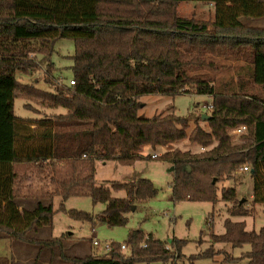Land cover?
Masks as SVG:
<instances>
[{"label":"trees","instance_id":"16d2710c","mask_svg":"<svg viewBox=\"0 0 264 264\" xmlns=\"http://www.w3.org/2000/svg\"><path fill=\"white\" fill-rule=\"evenodd\" d=\"M183 2L211 6L214 19L178 16ZM263 17L264 0H0V235L60 249L69 264L171 262L166 243L138 230L129 233L128 254L111 243L104 256L94 252L84 258L65 256L63 238L32 236L51 227L55 213L66 211L64 203L71 197L88 196L94 204H105L98 215L69 210L71 218L125 226L132 208L156 195L153 183L143 178L97 187L96 163L132 164L146 147L167 148L158 158L174 167L176 201L215 204L218 184L248 167L254 183L252 204L264 205V95L219 91L202 73L217 70L221 59L243 61L251 83L264 88V28L243 21ZM62 39L75 43L72 86L56 84L51 74V58ZM39 59L51 75L45 83L52 91L20 81L39 68ZM146 94L209 95L213 102L205 114L208 119L195 117L190 129L191 119L175 112L140 117L139 98ZM19 98L28 102V109L36 104L52 112L41 114L38 109L33 110L37 118H20L15 115ZM241 126L247 131L234 141L231 131ZM186 141L203 150L175 147ZM34 168L41 194L32 209H24L19 185ZM117 191L126 196L114 198ZM56 196L61 198L57 211ZM221 199L231 216L250 212L233 188H223ZM224 227V234L213 236L214 243L249 245L250 251L240 258L264 264V228L250 232L245 222L231 219ZM143 243L147 247H141ZM183 243L175 241L178 252ZM221 253L211 246L191 259Z\"/></svg>","mask_w":264,"mask_h":264},{"label":"rangeland","instance_id":"374dc122","mask_svg":"<svg viewBox=\"0 0 264 264\" xmlns=\"http://www.w3.org/2000/svg\"><path fill=\"white\" fill-rule=\"evenodd\" d=\"M180 17L198 20H213V8L200 2H183L177 8ZM246 24L264 28V17L247 21ZM75 43L73 40L62 39L56 43L54 54L51 58L55 65L54 72L51 73L54 81L63 79L65 85H69L73 78L71 67L73 66V55ZM41 58V57H39ZM40 61V59H39ZM46 64L40 61L39 68L32 74L20 76L22 83H36V86L44 91H52L53 88L45 83V77L51 75L46 72ZM206 77L213 79L214 85L219 91H229L230 93H261L264 95V88L254 86L249 77V66L243 61L218 60L217 70L202 71ZM264 97V96H263ZM141 109L139 116L151 118L157 115H166L175 112L177 115L191 119L190 129L193 128L192 120L195 117L205 115L210 112L204 106L212 104V97L209 95L179 94L175 96L161 94H146L139 98ZM25 99L15 100V115L20 118H37L34 112L41 110V114L52 111L43 109L33 104L32 109H28ZM201 126L208 130V125L201 122ZM182 150H191L193 153L201 148L193 146V143L186 141L175 146ZM167 148H157L156 150L146 147L142 150L140 159L132 164H121L117 161L96 163V186H108L117 181H138L145 178L153 183L156 195L148 200L140 201L136 204L135 210L127 214L128 222L125 226L109 227L104 222L78 221L69 216L67 211L76 210L80 212L100 214L105 209V204H94L90 197H71L64 204L66 211H59L61 198L56 196L53 204L57 211L54 215L51 227L43 228L32 236L42 240L51 238H63L65 248L63 254L71 257H84L96 252L103 255L106 250L105 245L115 243L126 245L125 253L130 252L129 233L132 230L141 231L146 236L152 235L156 240L166 243V249L172 254V261L167 264H249L248 259L240 258L250 251L249 245L243 247H233L230 244H219L213 242L214 235L225 233L224 222L231 219L235 222H245L247 230L259 232L264 228V205L252 204L254 183L248 172H238L231 179L218 184V201L210 202L197 201H176L173 199L172 186L174 183L173 165L170 162L157 159H147L151 154L162 155ZM40 181H38V170L31 169L26 177H23L19 188L20 196L24 199L20 203L24 209H32L40 193ZM223 188H233L236 190L241 205L250 210L245 217L231 216L229 205L221 199ZM124 191L113 192L114 198H124ZM95 229V231H93ZM98 239L100 245L95 247L93 240ZM184 241L179 249L182 257L176 249L175 241ZM211 246L221 254L215 258L191 259L195 255L205 253ZM60 249H48L41 246H33L27 243L16 241L10 236L0 235V264H61L66 263L60 257ZM104 256V255H103ZM227 257L236 258L235 261H228ZM239 258V259H238ZM138 264H164L162 261Z\"/></svg>","mask_w":264,"mask_h":264},{"label":"built area","instance_id":"2783aa9c","mask_svg":"<svg viewBox=\"0 0 264 264\" xmlns=\"http://www.w3.org/2000/svg\"><path fill=\"white\" fill-rule=\"evenodd\" d=\"M57 81L59 82V85H60V86H63V85H64V83H63V79H62V78H59ZM69 85H70V86L74 85V81H73V79L70 80ZM204 108L211 109V108H212V104L207 105V106H204ZM246 131H247V128H246L245 126H241V127H238V128H236V129L232 130V131H231V136H232V138H233L234 141H238L239 138H240L242 135H244V134L246 133ZM201 150H203V149H200V151H201ZM159 156H160V155H158V154L155 153V154H152V155H151V158H152V159H156V158H158ZM248 171H249L248 167H244V168H242V169L240 170V172H242V173H244V172H248ZM93 231H95V230H93ZM93 245H94L95 247H97V246L100 245V242L98 241V239H94V240H93ZM141 247L145 248V247H147V246H146L145 243H143V244L141 245ZM105 248H106V250H109V249H110V244H109V243L106 244V245H105ZM121 249H122V250H125V249H126V246H125V245H121Z\"/></svg>","mask_w":264,"mask_h":264},{"label":"crops","instance_id":"0c3cea01","mask_svg":"<svg viewBox=\"0 0 264 264\" xmlns=\"http://www.w3.org/2000/svg\"><path fill=\"white\" fill-rule=\"evenodd\" d=\"M254 19H251L250 21H253ZM148 159V158H147ZM150 159V158H149ZM152 159V158H151ZM157 159V158H156ZM155 160V159H154ZM172 170V169H171ZM174 171V170H173ZM140 179H143V178H140ZM137 181V180H136ZM136 181H131V182H136ZM117 182H120V183H129V182H127V181H124V182H121V181H117ZM251 200H252V196H251ZM93 230H95V229H93ZM63 246H64V248H65V245L63 244ZM89 255H91V254H89ZM89 255H87V256H89ZM87 256H84V257H87ZM68 257H71V256H68ZM84 257H77V258H84ZM61 264H69V263H61Z\"/></svg>","mask_w":264,"mask_h":264},{"label":"water","instance_id":"95a60500","mask_svg":"<svg viewBox=\"0 0 264 264\" xmlns=\"http://www.w3.org/2000/svg\"><path fill=\"white\" fill-rule=\"evenodd\" d=\"M202 119H203V120H207V119H208V116L203 115V116H202ZM172 170H174V167H172ZM243 202H244V200H242V202H240V204H242ZM132 210H135V207H133Z\"/></svg>","mask_w":264,"mask_h":264}]
</instances>
